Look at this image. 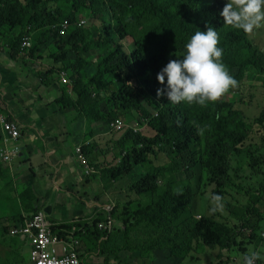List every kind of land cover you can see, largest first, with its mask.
Wrapping results in <instances>:
<instances>
[{
  "label": "trees",
  "instance_id": "obj_1",
  "mask_svg": "<svg viewBox=\"0 0 264 264\" xmlns=\"http://www.w3.org/2000/svg\"><path fill=\"white\" fill-rule=\"evenodd\" d=\"M224 2L0 0V31L16 28V34L9 33L11 57L24 54V60L43 45L54 44L56 52L50 54L57 64L54 73L66 71L74 92L72 98L68 89H62L63 94L56 100L61 108L74 106L89 123L140 118V125L153 131L154 135L149 136L127 128L115 141L120 153L127 151L122 168L110 169L109 174L126 171L131 161L143 165L146 155L155 153L156 147L169 151L168 165H151L133 183L132 189L148 194L152 201L135 208L123 233L112 236L108 229H101L100 223L110 221L105 215L98 216L97 223L81 226L76 234L89 252L117 255L124 249L134 251L139 244H128L127 239L132 229L140 227L149 235L144 244L150 250L166 249L180 255L184 251L200 254L205 249H216L215 264H234L231 255L244 254L247 246L256 248L264 242L260 236L264 179L255 201L258 205L249 202L240 215L229 213L238 222L235 228L212 216L196 219L191 211L190 181L194 183L197 167L199 180L206 179L208 186L216 182L221 188L233 184L229 171L235 157L247 160L248 168L255 170L261 161L264 175V155H258L264 150V100L258 115L249 120L241 108L233 106L235 90L250 77L254 76L264 90V52L253 46L247 33L224 24L219 15ZM80 14H86L93 22L87 27L79 26ZM65 20L76 26L61 35L58 27ZM207 27L217 31L222 62L237 86L205 105L170 104L163 94V85L155 79L156 73L168 60L180 56L192 33ZM29 35L36 39L35 44L30 49L22 48L23 39ZM40 76L45 81L46 73L40 72ZM157 88L162 90L159 96ZM231 90L234 91L229 94ZM102 102L112 104L107 113L101 111ZM256 125L262 131L257 145H246ZM3 165L6 164L0 162L1 172ZM233 172L236 174L239 169ZM177 173H182L184 179L178 180ZM62 229L70 231L72 226H56L53 231L65 234ZM260 263L264 264L260 259L255 262Z\"/></svg>",
  "mask_w": 264,
  "mask_h": 264
},
{
  "label": "crops",
  "instance_id": "obj_2",
  "mask_svg": "<svg viewBox=\"0 0 264 264\" xmlns=\"http://www.w3.org/2000/svg\"><path fill=\"white\" fill-rule=\"evenodd\" d=\"M9 33L14 35L16 30L0 31V117L17 121L21 138L16 143L20 154L11 163H5L4 171H0V180L3 181V184L0 183V193L13 189V193H5L8 194L7 200L3 199L5 202L0 200V233L9 230L10 234L12 229L23 227L34 214L45 212L47 208L50 215L45 213L55 225H70L72 230L80 229L83 224L92 225L89 221L102 212L110 220V209L117 200L114 196L122 194L125 189L113 188L114 179L108 176L110 168L106 165L97 168L96 164L101 162L111 165L113 159L120 158L117 155L120 150L115 145L118 139L108 146L101 139L108 132L100 136L91 132L92 128L97 130L99 124L89 123L74 106L61 108L56 100L63 94L62 89H68L72 98L74 92L70 85L62 82L61 77L55 76L58 74L54 73L57 64L51 55L44 62L40 59L42 55L40 58L34 56V59L25 57L26 61L21 59L24 54L17 58L11 57ZM38 61L39 65L34 68ZM40 72L46 73L45 81L44 77L41 79ZM2 142L0 128V146ZM82 145L88 164L97 170L90 176L76 154L75 149ZM114 151L115 155L111 153ZM55 213L59 217H55ZM100 225L105 226L106 223ZM10 236L24 244L20 256L34 264L30 240L20 234ZM160 251L158 254H161V258L170 259L174 264H202L204 260L203 253L184 251L180 257L167 258L171 253L165 251L169 250ZM81 252L85 264H115L119 256L124 257L123 264H131V257L136 256L129 250H122L117 255L91 253L85 246ZM137 254L140 258V252ZM158 254L147 256V262L153 264ZM238 254L230 257V260H234L232 256L237 257L234 264H242L238 262ZM259 259L262 261L264 255ZM212 261L207 259L203 264Z\"/></svg>",
  "mask_w": 264,
  "mask_h": 264
},
{
  "label": "rangeland",
  "instance_id": "obj_3",
  "mask_svg": "<svg viewBox=\"0 0 264 264\" xmlns=\"http://www.w3.org/2000/svg\"><path fill=\"white\" fill-rule=\"evenodd\" d=\"M20 1L24 2V0H20ZM78 18L80 19L79 21L85 23L83 24L84 27H87L93 22V19L92 18L89 19L86 14H80ZM73 27H75V25L71 26L69 30H71ZM247 36L251 40L254 47L264 52V26L254 29L251 33H247ZM29 37L31 40L30 48H32L33 44H35L36 42V39H34L33 35L32 36L29 35ZM54 52H56L54 51V44H47L46 46L43 45L41 47V50L35 51L32 57L29 56L26 57V59H30V58L34 59L35 55L40 58V56L42 55L41 56L42 58L40 59L42 62H44L48 60L47 58L48 55L54 54ZM39 63L40 62L38 61L34 65V68L35 66L39 65ZM62 72L63 71H61L60 74L58 73L59 76H61ZM66 84L72 86V80L69 76ZM233 91L234 90H231L229 94H231ZM263 94H264V90L261 87L259 81H257L254 76L250 77L248 80H245L242 84L238 86V90H235V96L236 95L237 96L233 103V106L236 104L235 106L241 108L243 110L246 119L248 120L253 119L255 116L258 115L261 109L264 100ZM111 107L112 104L110 103L108 104H106L105 102L101 103V111L104 113H107L111 109ZM150 110L153 112L155 111V109H153L152 107H150ZM120 119L123 121L124 127L126 129L130 128L137 132L139 131L149 136L154 135L152 130H150L146 126L140 125L139 123L140 118L135 119L136 121H132L127 117H123ZM97 124H99L97 130H94L92 128L91 132L92 134L99 136L104 135L105 133L108 132V135L101 138L102 141L106 143L108 146L110 145V143H113V140L119 139V137H121V135L125 132L123 131L117 133L112 131V129L110 128V124H108L107 121L97 122ZM255 128H256L255 130L250 132L251 134H249L246 145L249 143L251 145H253L252 143H254V145L256 144L262 131L258 129L257 125L255 126ZM111 153L115 155L114 153L116 152L114 151ZM168 153L169 151L165 147H156L155 153H149L146 155V159L143 165L135 164L131 161L129 168L126 171L122 170V172H120L117 175L108 174L110 179H114L113 188L125 189V191L122 192V194H117L114 196L115 198H117V200L110 209L111 211L109 216L110 221L107 222L105 225L106 230L108 229V231L112 236L116 233H123L127 229L128 226L127 218H131L132 212L135 210V208L137 209L141 206L144 207L145 205L151 203L152 199L148 194H138L137 190L132 189L131 187L134 182L138 181L139 178H141L145 174V172L149 167H151V165L156 167L168 165L170 163ZM126 154L127 151L117 153V155H119L120 158L116 157L115 159H113V163L111 165L109 164L107 165L105 163L99 162L96 164V167L98 168L106 165L110 169H118V168L121 169L122 161ZM262 154L264 155V150H261L258 155L259 156L261 155V158H263ZM149 162L151 164H149ZM257 164H258L256 167L257 170H255V168H250V167L248 168L247 160L238 157L233 158L232 161L230 162L231 171H229V175L231 176V180L233 184L232 186L222 187V188L219 185H216L215 184L216 182H213L211 186H208L206 179L202 178V180L201 179L199 180L198 177L200 174L199 172L200 170L199 167H197V170H195L196 171V177L194 178L195 181L194 183L190 181L191 190H192L191 211L194 214L195 218L199 219L200 216H204V215L212 216L214 219L222 221V223L227 224L232 228H235L238 222L234 218H232L229 213L235 212L236 214L240 215L244 210V206L249 202L253 203L254 205H258L257 202L255 201L257 200L258 189L262 180L264 179V175H263L262 162L260 161ZM88 166H90V170H91L88 176L97 172L95 166L90 164H88ZM237 168L239 169V172L235 174L233 170ZM124 172H126L127 174H124ZM176 177L178 178V180L184 179V175L182 173H177ZM0 183L3 184V181L0 180ZM162 183L163 181H161L159 184ZM8 191H12L13 193V189ZM8 191H4L3 193H0L1 202H5L4 200H7L8 194L5 193H8ZM216 196H219L220 199L219 200L214 199V197ZM133 206L134 209H131L133 208ZM100 215L104 217L103 212ZM100 215L95 216V218L89 221V223L90 224L97 223L98 216ZM55 217H59V215L55 213ZM102 224H105V222H102ZM260 226L262 230H264V219L261 222ZM130 236L131 237L127 239L128 244L131 245L139 244L138 248L135 249L134 251L129 250L131 251L132 254L136 255L131 257L133 259L131 261V264L149 263L147 262L146 257L149 256L150 254L152 255V253H156V254L159 253L160 249L159 251L150 250L149 246L147 244H144V241L149 238V235L145 234L141 229V227L132 229L130 232ZM20 242L21 241L16 237L10 236L9 230L6 233H0V264H31L29 261L24 260V258L20 256V253L24 251L23 248H25L24 244ZM261 245H264V242H260L258 246ZM248 247L251 248L252 246L250 245L247 246L246 248L247 251L250 249ZM83 248L84 247L81 245L79 249L80 252L82 251ZM124 250H128V249H124ZM164 251H160V252L163 253ZM139 252L141 254L140 258L137 257V255H139L137 253ZM216 252H217L216 249L214 250L205 249L204 252H202L204 254V256H202L204 258L203 262L206 263L207 259H210V261L212 260L213 261L212 263L209 262V264H215L214 257L216 255ZM165 253L168 254L171 253L170 255H167V258H171L173 256L180 257L184 254V253H180V255H177L176 254L177 252L170 250L169 252L165 251ZM80 254H82V252ZM238 255H239L238 258H240L238 259L240 260L238 262L241 263L242 253ZM160 256L161 254H158L153 264H174L171 262L170 259L164 260ZM232 257L234 258V260L232 261L235 262L237 257L234 256ZM123 259L124 257L121 258V256H119L115 264H123ZM203 262L201 263L203 264ZM262 262H264V259L262 260Z\"/></svg>",
  "mask_w": 264,
  "mask_h": 264
},
{
  "label": "clouds",
  "instance_id": "obj_4",
  "mask_svg": "<svg viewBox=\"0 0 264 264\" xmlns=\"http://www.w3.org/2000/svg\"><path fill=\"white\" fill-rule=\"evenodd\" d=\"M219 15L224 24L251 33L264 26V0H225ZM218 42L219 35L211 27L195 31L184 43L180 56L168 60L159 69L155 79L163 85V94L170 104L205 105L237 86L236 79L222 62L223 49L217 46ZM161 91L157 88V96ZM261 255H264V245L249 249L242 254V264H255Z\"/></svg>",
  "mask_w": 264,
  "mask_h": 264
},
{
  "label": "built area",
  "instance_id": "obj_5",
  "mask_svg": "<svg viewBox=\"0 0 264 264\" xmlns=\"http://www.w3.org/2000/svg\"><path fill=\"white\" fill-rule=\"evenodd\" d=\"M83 24L84 22L79 21V26ZM71 26L73 24L65 20L58 27L59 33L61 35L67 34ZM21 45L22 48H30V37H25ZM60 77L63 83H67L68 75L64 71ZM0 128L3 141L0 146V162L11 163L12 159L20 154L19 146L16 144L21 138L20 126L15 120L0 117ZM110 128L112 131H123L125 129L122 120L111 122ZM7 143L12 144L9 147ZM83 147V145L78 146L75 150L78 160L85 167L86 174L89 175L91 170ZM56 226L50 220V217L44 211H41L27 220L23 227L12 229L10 234L13 236L20 234L30 240L31 259L34 264H85L79 253L81 242L76 234L79 229L70 231L62 229L65 234H58L53 231ZM101 227L106 229V226L100 225ZM260 236L264 238V230L260 231Z\"/></svg>",
  "mask_w": 264,
  "mask_h": 264
},
{
  "label": "water",
  "instance_id": "obj_6",
  "mask_svg": "<svg viewBox=\"0 0 264 264\" xmlns=\"http://www.w3.org/2000/svg\"><path fill=\"white\" fill-rule=\"evenodd\" d=\"M45 212L50 215V211H49V208L45 209Z\"/></svg>",
  "mask_w": 264,
  "mask_h": 264
}]
</instances>
